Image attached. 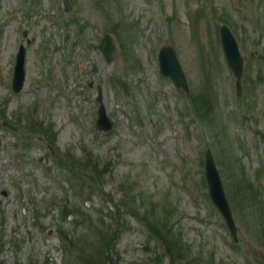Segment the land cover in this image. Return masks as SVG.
<instances>
[{
    "label": "rangeland",
    "instance_id": "rangeland-1",
    "mask_svg": "<svg viewBox=\"0 0 264 264\" xmlns=\"http://www.w3.org/2000/svg\"><path fill=\"white\" fill-rule=\"evenodd\" d=\"M67 2L65 12L63 0H0V264H264V0ZM220 24L242 58L239 94ZM20 43L25 78L13 94ZM165 45L187 91L159 74ZM98 87L108 133L94 126ZM205 148L234 243L208 198Z\"/></svg>",
    "mask_w": 264,
    "mask_h": 264
},
{
    "label": "water",
    "instance_id": "water-1",
    "mask_svg": "<svg viewBox=\"0 0 264 264\" xmlns=\"http://www.w3.org/2000/svg\"><path fill=\"white\" fill-rule=\"evenodd\" d=\"M65 2V11L70 9V5ZM72 23L78 28L81 32V26L77 19L74 17L72 19ZM220 42L222 43L223 54L225 55V59L227 65L230 67L232 73L237 78V83H239L240 74L242 71V59L240 54L238 53L237 43L235 42L232 34L224 25L220 26ZM99 48L102 51V54L105 59L108 61L112 59L113 56V43L110 36L105 35L103 38L101 45ZM25 51L22 46L19 47V54L16 60V66L14 69V77H13V89L17 93L21 90L22 82L24 80L23 74V60H24ZM159 68L163 76H168L169 79L172 80L173 84L177 87L181 86L183 89L186 88V80L182 73L181 67H179V63L177 61L176 56L171 48L161 49L159 54ZM98 97L97 102L100 104L97 110V120L96 126L99 131H110L112 129V124L105 112L104 104H102V92L98 88ZM206 160H205V178L207 180V188L209 189V197L212 200L215 207L218 209L220 214L222 215L224 222H226V227L228 231L232 234L235 239V226L234 221L232 220L231 210H229V206L227 203V199H225L224 190L222 188L221 180L214 166L212 155H210L209 150L205 151Z\"/></svg>",
    "mask_w": 264,
    "mask_h": 264
},
{
    "label": "trees",
    "instance_id": "trees-1",
    "mask_svg": "<svg viewBox=\"0 0 264 264\" xmlns=\"http://www.w3.org/2000/svg\"><path fill=\"white\" fill-rule=\"evenodd\" d=\"M94 170L96 171V165H95V163H94ZM71 168L72 169H76L74 166H73V164H71ZM98 172V171H97ZM66 212V211H65ZM160 223L161 222H163L164 224H166V220H164V219H161L160 221H159ZM63 232V231H62ZM156 234L157 235H159V236H165L166 237V235L165 234H161V231L160 230H156ZM165 239V238H164ZM70 243V242H69ZM162 243H164L163 241H162ZM163 247L167 250L168 249V251L170 250V247H168V245H163ZM100 253V252H99ZM96 261H98V262H96ZM96 261L94 260V259H90L89 261H87V260H85V264H106V263H104L103 262V260H102V258H101V255H98L97 257H96ZM197 262V261H196ZM195 261H193V264H197ZM180 264V263H179Z\"/></svg>",
    "mask_w": 264,
    "mask_h": 264
},
{
    "label": "flooded vegetation",
    "instance_id": "flooded-vegetation-1",
    "mask_svg": "<svg viewBox=\"0 0 264 264\" xmlns=\"http://www.w3.org/2000/svg\"><path fill=\"white\" fill-rule=\"evenodd\" d=\"M255 131H256V130H255ZM258 132H259V131H256V136H257V138H258ZM259 133H261L262 137L264 138V136H263L264 132H259Z\"/></svg>",
    "mask_w": 264,
    "mask_h": 264
}]
</instances>
